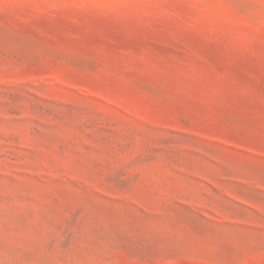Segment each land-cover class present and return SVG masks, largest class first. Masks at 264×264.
Returning <instances> with one entry per match:
<instances>
[{"label": "rangeland", "instance_id": "1", "mask_svg": "<svg viewBox=\"0 0 264 264\" xmlns=\"http://www.w3.org/2000/svg\"><path fill=\"white\" fill-rule=\"evenodd\" d=\"M0 264H264V0H0Z\"/></svg>", "mask_w": 264, "mask_h": 264}]
</instances>
